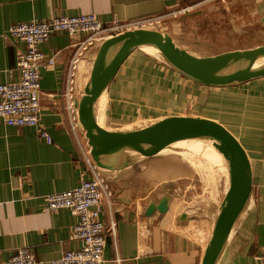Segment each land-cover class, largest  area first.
<instances>
[{"label":"crops","instance_id":"1","mask_svg":"<svg viewBox=\"0 0 264 264\" xmlns=\"http://www.w3.org/2000/svg\"><path fill=\"white\" fill-rule=\"evenodd\" d=\"M188 5H196L194 14L167 22L166 18L158 28L166 29L193 53L213 55L264 44V0H0V83L8 80L7 70L14 64L15 53L25 48L23 41L6 35L12 23L93 12L107 25L114 20H133ZM193 22L194 31L202 28L200 33L206 38L220 34L219 39L232 46L213 52L190 46L183 39L188 31H182L192 29ZM258 30L259 36H250ZM84 36L54 32L40 45L45 56L54 57V64L40 68L39 93V124L51 142L40 137L35 127L6 125L0 120V264L20 247H29L43 261L41 264H48L64 251L81 246L79 240L71 238L77 217L66 208L49 210L44 198L51 192L75 187L82 170L80 150L67 126L64 93L74 44ZM246 39L252 41L239 44ZM97 46L83 54L76 88L85 81ZM144 55V51L135 50L127 58ZM149 78L145 89L149 101L141 102L138 95L123 99L111 89L103 111L100 109V125L116 127L164 113L200 114L225 124L250 160L252 192L217 264H263L264 77L231 87L206 88L179 76L177 84L184 90H194L193 95L182 92L158 100L160 91L152 85L153 76ZM109 163L112 168H100L112 190L100 214L106 227L100 264H200L217 200L210 205L209 213L200 216L197 207L179 208L174 197L164 190L166 180L155 178L164 173V162L143 158L126 164ZM162 200L165 212L153 208ZM184 213L185 218H181ZM111 222L116 228L114 236L108 229ZM196 223H200L202 233L192 231Z\"/></svg>","mask_w":264,"mask_h":264},{"label":"water","instance_id":"2","mask_svg":"<svg viewBox=\"0 0 264 264\" xmlns=\"http://www.w3.org/2000/svg\"><path fill=\"white\" fill-rule=\"evenodd\" d=\"M152 48L178 72L211 87H231L264 77V44L213 55H197L179 44L166 30L140 27L125 30L99 42L76 88L77 116L95 164L110 169V161L126 164L159 153L187 137L209 140L224 160L226 174L200 264H217L240 218L252 186L248 155L233 132L219 120L192 113H164L108 127L96 119V103L119 67L135 50ZM120 56L117 57V54ZM110 160V161H109ZM166 211L165 201L154 207ZM193 209L190 206L186 210ZM185 213L181 218H185Z\"/></svg>","mask_w":264,"mask_h":264},{"label":"built area","instance_id":"3","mask_svg":"<svg viewBox=\"0 0 264 264\" xmlns=\"http://www.w3.org/2000/svg\"><path fill=\"white\" fill-rule=\"evenodd\" d=\"M181 10H171L162 14H153L133 20H114L105 25L93 12L77 15H53L45 20H30L12 23L6 35L24 42L25 48L15 53L14 64L7 70L8 80L0 83V120L6 125L30 126L37 128V133L48 143L50 135L40 127V68L54 64V57H47L40 49L54 32H65L72 36L83 33L85 36L74 44V52L69 59L66 70L65 111L68 129L80 150L82 170L78 184L70 189L51 192L45 196L49 210L68 209L77 217L71 238L80 241L77 249L64 251L48 264H100L106 245V227L100 219L103 201H109L112 190L90 156L84 131L77 116L76 85L77 71L83 54L99 44L108 36L119 32L140 28H158L170 16ZM109 232L115 235L113 222ZM29 247L17 248L4 264H41Z\"/></svg>","mask_w":264,"mask_h":264},{"label":"rangeland","instance_id":"4","mask_svg":"<svg viewBox=\"0 0 264 264\" xmlns=\"http://www.w3.org/2000/svg\"><path fill=\"white\" fill-rule=\"evenodd\" d=\"M184 8H186L185 11H180L176 13L175 16L167 17L168 19H166V22L170 20V18L177 19L179 16L194 14L197 7L196 5H188L185 7H178L176 10L178 11ZM194 22L190 24V28L192 29L184 28L182 31V33L184 31H188L183 35V39L185 42L190 44V46L198 47L204 52H213L232 46L231 42L219 39V37L222 36L220 34H218L219 37L216 36V38H206L207 36H203L200 33L202 28H200L201 30L197 29L194 31ZM258 33L259 30L255 31L254 33H250V36H252V34L259 36ZM212 36L214 37V34H212ZM251 41V39H246V41L239 42V44L244 45L245 43H250ZM142 51L145 53L143 57L131 56L127 58L119 67L106 90L103 92L104 97L102 96V101H99L102 108L101 111H103V107L107 101L106 95L111 91V89L112 91L115 90L116 92L123 95V99L134 98L136 95H138V100L141 102L149 101L150 98H147L146 95L148 94H146L145 90L146 86L148 85L147 82L150 79L149 76H153V84H150L153 86L156 85L157 89H159L158 91H160V95H158L159 98L156 100L168 98L170 95L177 96L182 94V92H184L185 95H193L194 90H184V88L177 84L176 79H178L179 76L197 86L217 88L197 83L182 75L161 55H156L146 50ZM120 83H122V85L121 88L118 89L117 86H119ZM135 90H138V92ZM191 150L192 149L189 150L185 148H179L178 151H166L144 158L147 160H153L157 163L164 162V173L162 174V172H160L159 174H156L155 178H164L166 180V182L163 184L164 190L169 191V194L174 197L176 202H178L179 208L182 206H192V208L195 209L197 207L200 216H205L206 214L204 213H209L210 211V205L212 203L215 204L217 196L221 195L224 182V176L222 173L226 174V166H220L217 164V162H213L212 159H210L211 157L209 158L208 156H203V154ZM251 192L252 186L249 197ZM249 197L247 203L249 201ZM164 199L167 198L164 197ZM199 226L200 223L194 224L192 226V231L195 230L198 233H202V230ZM260 262L264 264V257L260 258Z\"/></svg>","mask_w":264,"mask_h":264},{"label":"bare ground","instance_id":"5","mask_svg":"<svg viewBox=\"0 0 264 264\" xmlns=\"http://www.w3.org/2000/svg\"><path fill=\"white\" fill-rule=\"evenodd\" d=\"M146 51L159 55L158 53H156L154 49L149 48V47L146 48ZM118 56H120V53L117 54V57ZM102 96H103V93L100 95L96 103V119L99 124L101 122V114H100L101 105L99 101H102ZM179 148L180 149L185 148L189 150L192 149L196 152H199L200 154H203V156H208L209 158L211 157L210 159H212L213 162H217V164L220 166L225 165L223 158L217 152V150L212 146L211 141L205 140V139H199L195 137H187V139L185 140L173 142L168 147L161 150L159 153L166 152V151L174 152V151H178Z\"/></svg>","mask_w":264,"mask_h":264}]
</instances>
